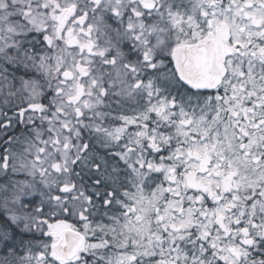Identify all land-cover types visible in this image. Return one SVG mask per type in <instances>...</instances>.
<instances>
[{"label": "snow or ice", "instance_id": "1", "mask_svg": "<svg viewBox=\"0 0 264 264\" xmlns=\"http://www.w3.org/2000/svg\"><path fill=\"white\" fill-rule=\"evenodd\" d=\"M0 264H264V0H0Z\"/></svg>", "mask_w": 264, "mask_h": 264}]
</instances>
